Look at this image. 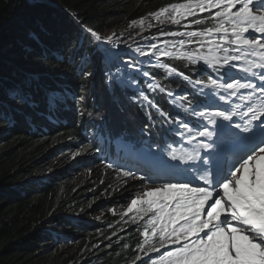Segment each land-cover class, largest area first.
<instances>
[{"label": "trees", "instance_id": "16d2710c", "mask_svg": "<svg viewBox=\"0 0 264 264\" xmlns=\"http://www.w3.org/2000/svg\"><path fill=\"white\" fill-rule=\"evenodd\" d=\"M186 2L0 0V75L11 83L17 74H39L45 88L55 90L60 98L58 105L46 107L41 91L36 96L39 106L29 107L17 104L6 89H0V264H140L136 256L143 251L137 245L143 241L138 223L145 222L150 209L143 205L144 219L142 204L128 215L113 211L112 195L119 192L113 186L120 181V174L109 165L120 169L122 162L112 155L129 152L140 172L145 174L147 163L150 170L157 171L151 159H169L167 152L173 149L176 155L186 156L197 147L181 135L173 121L179 118L193 128L204 123L185 112L186 102L180 100L187 93L193 104L201 102L199 89L162 65L174 66L193 80H207L211 75L223 82L229 78L242 82L249 73L228 66L216 70L203 61L192 64L184 55L194 52L212 58L226 54L216 51L220 34H186L214 27L215 22L206 18L215 9L195 14L187 24L182 21L163 30L175 35L174 43L184 41L178 54H159V61L155 58L141 64L127 56L149 73L146 77L132 72L130 81L121 79L103 40L96 41L86 29L106 38L161 7ZM81 70L94 75L84 79ZM155 84L165 91L155 89ZM141 93L160 111L149 106ZM219 94L225 93L220 90ZM217 103L225 110L223 102ZM66 150L73 153L68 166L54 172L48 163ZM91 164L101 165L109 176L93 178L84 171H72L77 165L89 171ZM95 200L102 201L92 207ZM100 205L102 208L96 210Z\"/></svg>", "mask_w": 264, "mask_h": 264}, {"label": "snow or ice", "instance_id": "6c2138e0", "mask_svg": "<svg viewBox=\"0 0 264 264\" xmlns=\"http://www.w3.org/2000/svg\"><path fill=\"white\" fill-rule=\"evenodd\" d=\"M211 9L215 11L210 12L206 19L214 21L215 26L186 34L190 37L220 34L215 41L216 51L228 53L229 48L224 47L228 44L235 45L231 51L237 54L212 58L194 52L184 55L192 64L203 61L216 70L225 66L238 67L250 76L245 82L232 78L223 82L211 75L207 80H193L174 66L162 65L169 73L178 74L194 89H199L203 97L201 102L193 104L187 93L180 100L186 102L185 112L204 123L193 128L179 118L173 121L182 130L181 135H186L188 141L195 142L197 147L186 156L176 155L174 149L168 151L167 156L190 164L194 169L191 172L193 179L145 189L142 197L132 199L127 210L132 212L138 205L147 204L149 209L157 212L150 218L153 225L151 236L158 234L160 247L149 242L147 228L142 234L144 241L137 245L150 264H264V0H187L186 4L161 7L151 15L159 18L171 10L175 15L192 16L196 10L203 13ZM169 18L179 23L174 16ZM193 23L202 21L194 20ZM86 30L96 41H112L111 36L102 38L93 29ZM180 44L183 45L184 41L181 40ZM156 47L151 46L152 49ZM160 55L172 56L173 53L161 52ZM240 61L242 65L233 63ZM126 66L136 67L131 63ZM80 75L87 79L94 73L81 70ZM142 75L147 77L149 73L143 72ZM111 78L115 79V76ZM256 78L259 84L253 82ZM11 81L8 83L0 75V89H6L8 96L17 104L38 107L41 101L36 96L41 91L46 107L60 103L55 90L45 88L39 74H17ZM206 88L210 91L205 92ZM155 89L165 91L160 84H155ZM220 90L225 94L217 95ZM140 95L149 106L160 111L147 96ZM167 95L174 94L167 92ZM233 97L242 101L246 109L239 122L234 121L238 114L236 109L224 110L217 103L231 105ZM83 99L81 96L80 100ZM161 115L167 117L168 114L161 112ZM241 144L245 146L242 151L238 147ZM229 152L234 158L225 167V154ZM123 175L131 177L133 174L125 171ZM193 182L200 186H193ZM161 248L164 249L163 254H160ZM152 252L158 254L157 259L149 255ZM136 260H142L141 256L137 255Z\"/></svg>", "mask_w": 264, "mask_h": 264}, {"label": "rangeland", "instance_id": "374dc122", "mask_svg": "<svg viewBox=\"0 0 264 264\" xmlns=\"http://www.w3.org/2000/svg\"><path fill=\"white\" fill-rule=\"evenodd\" d=\"M198 13L199 11L196 10L192 16ZM173 16L175 20H179V22L183 21L185 24H187L186 23L187 20L192 17V16L175 15L171 10H169L166 14L160 15L159 18L153 15H148L134 21L135 23L130 22L128 25H126L124 28L118 31L115 35L109 34L105 36V37L111 36L112 37L111 42H107L106 40L102 39L103 45L106 47L107 54H110L111 57L110 61L114 62V66H115L114 68L122 69L119 70L120 74L123 76V78L120 77L121 79L130 81L132 72H139L141 75L144 72V70H142V67L136 65L138 64L137 61H134L135 64L133 63L132 61L133 59L138 60L141 64L143 60H148L152 62L156 58L159 61V59H161V56L159 55L161 52H171L173 54H178V48L180 46V41L182 39H178L176 43H174V41L171 40L175 38V35H171L169 33H163L164 32L163 30H166L168 26H170L171 24H176L175 22H173L172 19L169 18ZM181 34L182 33L177 34L176 37ZM152 45H156L157 46L156 49H152L151 48ZM152 52H154L155 54L154 55L151 54ZM143 53H149V54L145 55ZM127 56H130L133 59L131 60V58L130 59L126 58ZM128 63H131L136 67L128 68L126 66ZM119 65H124V66L120 67ZM62 154L64 155L61 156L60 158L54 160L52 163H48L50 164L49 167L52 168L54 172L66 168L68 166L66 163L71 160V157L73 155V153L69 152L68 150L64 151ZM168 160L169 159L160 158V162L169 163ZM81 164H83V162L80 163L79 165ZM161 165L166 166L163 163H161ZM76 167L72 169V171L74 170L73 173L76 174H80L82 171H84L85 172L84 174H89V176L93 178H98L101 175H105V176L107 175L103 171L101 165L91 164L89 171L88 169L84 170L81 167H77V168ZM123 172L121 173L122 177L119 176L120 181L118 182V184H114L113 186L114 189L119 192H116L112 195L113 197L112 203L114 204L113 211H115L116 213H121L123 215H128L127 210L129 208L132 199H134L139 195H142V192L144 191V189L141 186H145V189L153 188V187L147 186L145 182L139 181L138 179L132 180L131 177H125L123 175ZM91 197L89 198V200L91 199ZM97 200H95L96 203L92 207L99 205L102 201V200L100 201ZM143 205L144 204H142V206ZM142 206L141 209L143 213L144 206L143 207ZM101 208L102 206L100 205V207L97 208L96 210H99ZM98 215L99 214L97 213L93 214V216H98ZM144 225L150 228L151 226L150 218L145 217ZM142 241H144V239ZM154 244L155 246L157 245L156 242H154ZM139 251L141 250L139 249ZM146 257L147 256L144 257V259L140 262V264H143Z\"/></svg>", "mask_w": 264, "mask_h": 264}, {"label": "bare ground", "instance_id": "6f19581e", "mask_svg": "<svg viewBox=\"0 0 264 264\" xmlns=\"http://www.w3.org/2000/svg\"><path fill=\"white\" fill-rule=\"evenodd\" d=\"M194 18V17H193ZM112 64V63H111ZM148 67V66H147ZM148 69H149V67H148ZM151 69V68H150ZM149 69V70H150ZM151 71V70H150ZM158 71V70H157ZM154 72V71H153ZM155 72H156V70H155ZM69 92V91H68ZM67 92V93H68ZM64 94V93H63ZM66 94V93H65ZM64 94V95H65ZM70 94H71V92H70ZM68 95V94H67ZM61 96V95H60ZM72 96V95H71ZM77 96V95H76ZM63 98V97H62ZM61 98V99H62ZM66 98V97H65ZM62 104H64V103H62ZM40 109V108H39ZM76 109V108H75ZM56 110H57V108H56ZM88 121V120H87ZM108 122V121H107ZM92 123V122H91ZM89 124V123H88ZM92 126V125H91ZM86 146V145H85ZM113 159H115V160H117V161H124L126 158H127V155H125L124 153H123V151H118L117 153H114L113 155ZM144 170H145V174L146 175H148V176H151L150 178H147L146 176H143L145 179H141L140 178V181H142V182H145V184L147 185V186H152L153 188H155V187H159V186H161L162 184H164V183H168V182H170V177H171V174H172V172H169L167 175H165V173H164V170H157V171H154V170H148L147 168H145L144 167ZM50 173V172H49ZM51 173H52V171H51ZM119 176H121L122 177V175L120 174ZM77 178V177H76ZM132 178V177H131ZM161 178H162V181H161ZM191 179V177H189L188 178V180H190ZM132 180H134L133 178H132ZM177 182V181H176ZM181 182V181H180ZM144 190H145V186H141ZM103 191V190H102ZM101 195V194H100ZM103 195V194H102ZM99 196V195H98ZM156 215H157V212H156ZM142 216H143V218H144V212L142 213ZM146 217H148V218H151L152 216H150V215H148V216H146ZM157 223V227H159V221L158 222H156ZM150 228H148L146 225H144V230H145V228H147L148 230H149V237H148V239H149V242L150 243H153L154 244V242H156L157 243V245H156V247H160V241H159V236H158V234H157V236L156 237H152L151 236V229H152V223H150ZM144 230H142V231H140V233H139V235L141 236V238H142V240L143 239H145V237L142 235L143 234V232H144ZM145 247H147V245L145 246ZM169 250H171L170 248H169ZM163 251H164V249L163 248H161L160 249V254L161 253H163ZM153 253V252H152ZM151 254V253H150ZM149 254V255H150ZM138 255L139 256H141V258H142V260L144 259V257H145V255H144V252H139L138 253ZM151 257H152V259H157L158 258V255H155V256H152V255H150ZM142 260H139L140 262L142 261ZM150 264V260L148 259V257H146L145 258V260H144V262H143V264Z\"/></svg>", "mask_w": 264, "mask_h": 264}, {"label": "clouds", "instance_id": "9594fccd", "mask_svg": "<svg viewBox=\"0 0 264 264\" xmlns=\"http://www.w3.org/2000/svg\"><path fill=\"white\" fill-rule=\"evenodd\" d=\"M134 180H136V179H138L139 181H140V178H138L137 176H131ZM144 224H145V222H144ZM150 255H152V256H155V255H158L157 253H155V252H153V253H151Z\"/></svg>", "mask_w": 264, "mask_h": 264}]
</instances>
